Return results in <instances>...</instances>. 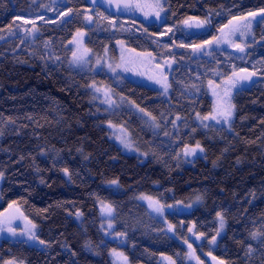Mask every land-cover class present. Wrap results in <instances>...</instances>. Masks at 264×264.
Instances as JSON below:
<instances>
[{
  "label": "trees",
  "instance_id": "16d2710c",
  "mask_svg": "<svg viewBox=\"0 0 264 264\" xmlns=\"http://www.w3.org/2000/svg\"><path fill=\"white\" fill-rule=\"evenodd\" d=\"M49 3L0 0V212L16 203L36 225L38 239L44 241L43 248H37L1 240L0 264L7 260L111 264L108 253L114 249L122 250L129 264H159L161 256L184 264V248L135 201L138 194L154 196L165 205L187 203L200 195L202 202L191 213L168 216L179 237L190 225L192 232L212 238L219 212L226 237L219 244L239 242L250 252L252 262L264 264V28H255L260 43L241 60L229 49L214 50L209 57H192L189 51L219 36L220 28L234 15L248 17L264 10V0H167V23L155 28L130 19L125 34L117 28L101 31L109 22H92L86 45L93 56L106 44L123 40L137 51L174 60L167 99L155 89L129 81L115 87L119 95L154 117L153 125L158 124V131L152 133L141 117L124 111L120 115L129 136L143 140L145 161L124 154L109 140L103 126L106 119L98 115L100 109L90 99V78L68 68V41L84 28L83 13L90 9L84 0L54 5L57 16L71 9L64 22L42 12L32 43L17 36L3 38L18 20L38 18ZM96 12L110 19L124 16ZM188 17L208 22L195 34L182 30ZM166 26L173 29L168 35L163 32ZM176 46L184 49L176 50ZM240 69L257 78L249 88L234 94L231 131L209 127L204 132L197 114L204 117L212 112L207 82ZM197 143L203 148V158L195 159L191 167H180L181 150ZM113 180L118 189L105 186ZM97 201L113 207L114 232L125 238L124 244L102 235ZM76 212L81 213L80 223L74 220ZM254 232L259 233L257 240L252 239ZM205 250L204 246L199 255L204 264ZM211 256L226 264H243L219 248Z\"/></svg>",
  "mask_w": 264,
  "mask_h": 264
},
{
  "label": "rangeland",
  "instance_id": "374dc122",
  "mask_svg": "<svg viewBox=\"0 0 264 264\" xmlns=\"http://www.w3.org/2000/svg\"><path fill=\"white\" fill-rule=\"evenodd\" d=\"M68 0H51V3H49V7L43 6L40 10V15L38 14V18H36L33 21L29 20H18V23H16V26L11 30L3 34V38H12V37H21L22 40L25 42V38L27 41L32 43L34 38L38 34V29L36 25L38 23H41L42 17L41 13L44 12L50 14L53 16V18H56V22H64L66 21L70 15V12L64 13L60 16H57L55 13V4H65ZM133 3H140L142 5L145 4H151L154 3V0H132ZM164 11L161 13V18H157L153 12L152 9L149 7H144L143 10H140L139 8L133 7V10L129 9L127 12H125L123 15V18L120 19H110L108 17H102L99 15L95 9H88L84 10V18H83V24L84 28L77 30L71 39L68 41V48L71 51L70 58L68 61V68L77 74L80 75H86L90 78V84L88 90H90V96L91 100L94 105L98 106L100 109L98 112V115L101 117H104L106 120L104 121L103 126L107 130L108 138L110 141L115 143L120 150L127 155H135L139 158H141L142 161H145L147 159V154L143 149V144L141 141L142 139H135L133 135L129 136V133L126 131V127L124 126L122 120H120V115L122 114V111L129 112L130 114H133L134 116L141 117L143 119L142 123L146 124L150 129L149 131L154 133L158 131V124L154 122V125L152 124V118L149 117V115H145V112L140 111V108L135 106L132 102H130L128 99L122 97L119 95L115 87L120 86L123 82L129 81L138 85H142L151 89H155L159 92V95L162 97V99H167L170 87L167 90V93H165L164 88L157 84L155 81L156 79L160 78V69L157 67V65H160L163 67L164 72L163 75L167 78V82L169 84V72L174 66V60L171 58H159L154 56L151 52L147 51H137L123 40H115L111 44H106L103 47V50L101 53L97 54L96 56H93L90 52L91 50L86 45V38H87V32L88 28H90V25L93 21L98 22H106L110 23L109 26H103L101 28V31L104 30H112L114 28H117V32H121V34H125L127 32V26L126 23H128V20L130 19H138L142 21L147 26H153L155 28L162 27L163 24L167 23V0H162ZM100 11V10H99ZM104 12V11H102ZM148 12L149 15L146 18L144 13ZM261 12V11H260ZM106 13V12H104ZM109 15V14H108ZM91 17V21L87 19V17ZM112 17V16H111ZM119 17V16H117ZM233 17H244V20H233ZM231 19L233 21V24L239 25V30L236 31L234 34H230L231 25H229V21L226 25H229V27H225L226 25L222 26L220 28V34L215 36L216 38H219V43H216L213 38L208 40V44H205V42H201L199 44L193 45L189 51L192 55V57H209L212 51L214 50H228V49H236L237 50V58L238 60H241L244 58L246 53L253 47L255 44H259L260 41L255 38V28L257 26H261L264 28V19H261L259 21L250 20L247 16L242 14H236ZM116 18V17H113ZM209 20V17H207ZM250 21V26L245 27L246 22ZM118 24V26L116 25ZM171 28L170 26H166L163 29L164 34H170L172 31H168V29ZM183 30V29H182ZM80 31L84 33L83 37V47L88 49V55L85 57L87 60V63L85 65L78 66L71 64L72 60V52L75 50L76 45L72 43L73 37L75 34ZM115 31V32H116ZM179 30L175 32L173 36H176L179 34ZM190 32V31H189ZM22 42V43H24ZM240 45L241 48H243V51H240L239 48L235 47V45ZM196 46H203L201 50L197 51ZM176 50H183L184 48L182 46H176ZM151 54V57L148 56V54ZM154 58V59H153ZM100 61V64H97V61ZM166 61H171V63H166ZM109 65H111L112 68H115V72H113ZM125 69H128L125 71ZM239 72L240 70H236ZM233 73V71H232ZM232 73H230L225 78L214 81L213 84L210 86L209 81L206 84V92L209 96L212 104V112L213 114V108L215 103L217 102L219 96L224 95L225 88L227 85L225 84V80L227 77L231 76ZM247 73H253L247 70ZM242 75L245 73H241ZM257 78V75L254 74L250 76L248 80L240 81L233 89L231 93V103L233 104V97L234 94L237 91H240L242 89H247L251 86V84L255 81ZM95 84L96 87H100L103 90H110L108 93V96L106 97L104 94V91L96 92L91 85ZM218 86V87H216ZM216 92L219 94V96L213 95V92ZM111 99L113 103L109 104L107 102L108 99ZM210 114V115H211ZM122 118V117H121ZM234 118V110L233 115L230 118L229 123H224L223 119L217 118V120L208 119V120H201L199 121L200 127L204 132H207L209 130V127H212V129H224L227 132L231 131V124ZM112 126H109V125ZM110 132V133H109ZM122 139H126L127 143L130 145V147H125L124 143H121ZM189 148H195L194 146H188ZM202 148V147H201ZM185 147L180 152V159H179V166L180 167H191L193 165V162L195 159L203 158L204 152L199 151V149L196 150L195 154L193 155H185L184 154ZM2 182V177H0V186ZM106 187H113L115 189H118V184H112L111 182L105 183ZM143 196L151 197L154 201H157L160 205V211H155L152 207H149V201L146 199H141ZM135 201L145 206L148 216L151 218L159 221L164 226V232H166L168 235H170L172 238H174L176 241L179 242V244L184 248V254H183V262L184 264H204L202 258L199 256L200 252H203L204 246L206 247V255L211 256L216 249H220V251L228 256L230 259L239 261L243 264H257V262H252L250 258H253L249 251H247L246 247H244L239 242L229 241L225 240L219 244L220 241L226 239L225 237V223L224 227L220 228V218L217 217L216 223H217V232L215 234L216 240L214 242H210L212 238L206 239L203 236L199 235L196 232L193 231V227L189 225L185 229L184 232L180 233V236L177 234V228L174 224H172L171 220L169 219V215H185L191 213L193 209H195L201 202L202 197L200 195L194 196L189 202L183 203V202H172L170 204H163L161 203L158 198L147 195V194H138L135 196ZM104 204L110 205L109 203L103 202V201H97L96 207L98 210V215L100 218V229L101 233L107 240H113L118 239L122 244L125 243V238L115 235L114 229H115V220H114V211L112 216H108L106 213L102 212V206ZM111 206V205H110ZM113 208V207H112ZM79 214V215H78ZM81 213L76 212L74 215V220L77 223L81 222ZM3 221H10V223H2ZM27 221L29 219L23 214L22 209L19 205L16 203L9 204L5 209H3L0 212V241L3 239L8 240L11 243L16 242H24L30 246L37 247V248H43V244L40 243V240L37 237V227L33 229L32 231L36 234V239H31L30 234L28 232V225ZM109 223L112 224V227L109 228ZM33 224V223H32ZM168 225H172L173 228L171 231L168 229ZM36 226V225H35ZM9 227H11L14 230V234L12 231H9ZM183 225L180 224V229H183ZM189 229H192V231H189ZM219 230V233H218ZM191 232V239L187 238V233ZM199 236V239L197 238ZM259 238V233L254 232L252 234V239L257 240ZM187 241V243H185ZM188 244L192 245V249L190 250L188 247ZM219 244V245H218ZM232 245H235V249ZM218 246V247H217ZM114 253H122L123 256H117ZM194 253V255L192 254ZM109 259L111 264H129L127 260H124V257H126L125 253L122 250H111L108 253ZM10 260H7L1 264H6ZM15 261L16 264H21V262ZM248 262V263H247ZM22 264H24L22 262ZM159 264H176L175 260L169 256H161ZM259 264V263H258ZM261 264V263H260Z\"/></svg>",
  "mask_w": 264,
  "mask_h": 264
},
{
  "label": "snow or ice",
  "instance_id": "6c2138e0",
  "mask_svg": "<svg viewBox=\"0 0 264 264\" xmlns=\"http://www.w3.org/2000/svg\"><path fill=\"white\" fill-rule=\"evenodd\" d=\"M97 2V0H92V3L95 4ZM112 0H109V3H111ZM116 5L118 8L123 7L124 9H131L133 7L135 8H139L140 10H143L144 7H149L152 9L153 14L159 19L161 18V13L164 11V7H163V2L162 0H154V3L151 4H145L142 5L140 3H133L132 0H116ZM71 11V9H69V12ZM264 11V10H261ZM145 17L147 18L149 13L145 12L144 13ZM248 15L250 16H255L256 13H249ZM87 19L89 21H91V17H87ZM244 17H233V20H244ZM208 21L205 20H197L196 18L193 17H188L186 18L183 23L188 26V27H192L195 26L197 28H201L204 26L205 23H207ZM250 21L246 22L245 27H249L250 26ZM229 25H231V29H230V34H234L236 31L239 30V25L238 24H233V21L230 20L229 21ZM229 25H226L225 27H229ZM168 31H172L171 28L168 29ZM83 37H84V33L78 31L75 36L73 37V41L72 43L76 45L75 50H73L72 52V60H71V64L74 65H78V66H83L87 63V60L85 59V57L88 55L89 50L83 47ZM213 40L216 43H219V38L214 37ZM209 42H205V44H208ZM203 46H196V50L199 51L202 49ZM235 47L239 48L240 51H243L244 49L240 47V45H235ZM149 57H151V54H148ZM154 59V58H153ZM166 63H171V61H166ZM97 64H100V61H97ZM157 67L160 69V78L156 79V83L160 84L164 90L165 93H167V90L169 88V84L167 82V78L163 75L164 69L162 66L157 65ZM109 68L115 72V68H112L111 65H109ZM128 69H125V71H127ZM241 73H245V74H241ZM255 73H247L246 69H240L239 72L237 71H233L232 75L227 77V79L225 80V84L227 85V87L225 88L224 91V95L223 96H219L218 93H216L215 91L213 92V95L219 96L217 102L214 105L213 108V114H211L210 116H204V117H200L199 114H197V118L201 119V120H208V119H213V120H217V118H221L223 119L224 123H229L230 118L233 115V110H234V105L231 103V93H232V89L240 82L243 80H248L250 78V76L254 75ZM210 86L213 84L212 81H209ZM90 87H92L96 92H101L103 89H101L100 87H96L95 84L91 85ZM218 87V86H216ZM105 96H108V93L110 90H103ZM107 102L109 104L113 103L111 101V99L109 98L107 100ZM140 111H144V109H140ZM145 115H149L148 113H145ZM153 120L155 119L154 117L152 118ZM179 119V118H178ZM217 122H219V120H217ZM173 123L175 124V121H173ZM109 126H112L111 124ZM121 143H124L125 147H130V145L127 143L126 139H122ZM199 149V151H203V148H201V146L199 145V143H197L195 148H189L187 145H185V149H184V154L187 155H193L195 154L196 150ZM65 174L67 175V169L64 170ZM3 176V173H0V177ZM112 184H116L117 181L113 180L111 181ZM141 199H146L148 200L149 203V207H152L155 211L159 212L160 209V205L157 201H154L151 197L148 196H143L141 197ZM114 209L112 208V206L104 204L102 206V212L106 213L108 216H112ZM79 215V214H78ZM217 217L220 218V228L222 229L224 227V219L221 215V213H217ZM2 223H10V221H3ZM27 225L28 227V232L30 234V238L31 239H36V234L34 231H32L33 229H35V225L32 224L31 221H27ZM109 228L112 227V224L109 223ZM173 228L172 225H168V229L169 231H171ZM9 231H12L14 234V230L9 227L8 229ZM189 231H192V229H189ZM219 233V230H218ZM200 235H203L202 233ZM199 239V236L197 237ZM216 240V237L213 236L212 240L210 242H214ZM41 244L44 243L43 240L40 241ZM185 243H187V241H185ZM189 249H192V245L188 244ZM117 256H123L122 253H114ZM194 255V253H192ZM215 259V257L213 258ZM124 260H127V257H124ZM6 264H16L15 261H8L6 262ZM22 264V262H21Z\"/></svg>",
  "mask_w": 264,
  "mask_h": 264
},
{
  "label": "water",
  "instance_id": "95a60500",
  "mask_svg": "<svg viewBox=\"0 0 264 264\" xmlns=\"http://www.w3.org/2000/svg\"><path fill=\"white\" fill-rule=\"evenodd\" d=\"M86 6L90 9H98L100 11H104L107 14H109L112 17L122 16L125 12H127L129 9H124L123 7L118 8L116 5V0H112L111 3H109V0H97L95 4L92 3V0H84ZM256 13L255 16L248 15V18L250 20L259 21L264 18V12H254ZM199 20V19H197ZM183 30H189L192 31L195 34H199L203 31L204 26L201 28H197L195 26L188 27L184 23L181 25ZM229 52L233 55H237L236 49H229ZM189 239L191 238V235L189 234ZM215 257V259H213ZM204 260L206 264H226L222 259L216 257V256H205Z\"/></svg>",
  "mask_w": 264,
  "mask_h": 264
},
{
  "label": "flooded vegetation",
  "instance_id": "af4514ba",
  "mask_svg": "<svg viewBox=\"0 0 264 264\" xmlns=\"http://www.w3.org/2000/svg\"><path fill=\"white\" fill-rule=\"evenodd\" d=\"M131 10H133V8Z\"/></svg>",
  "mask_w": 264,
  "mask_h": 264
},
{
  "label": "bare ground",
  "instance_id": "6f19581e",
  "mask_svg": "<svg viewBox=\"0 0 264 264\" xmlns=\"http://www.w3.org/2000/svg\"><path fill=\"white\" fill-rule=\"evenodd\" d=\"M224 21V20H223ZM179 243V242H178Z\"/></svg>",
  "mask_w": 264,
  "mask_h": 264
}]
</instances>
